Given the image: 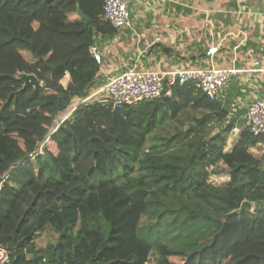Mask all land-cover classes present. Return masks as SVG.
Segmentation results:
<instances>
[{"label": "trees", "instance_id": "16d2710c", "mask_svg": "<svg viewBox=\"0 0 264 264\" xmlns=\"http://www.w3.org/2000/svg\"><path fill=\"white\" fill-rule=\"evenodd\" d=\"M102 4L0 0V244L8 264H264V169L250 151L262 137L244 126L225 152L235 121L192 82L122 109L81 102L48 136L57 114L96 87L100 63L88 48L117 30ZM18 73L41 85L23 88ZM188 110L200 115L187 129L153 134ZM219 162L229 181L214 185L208 178ZM243 200L252 209L233 212ZM49 224L58 237L40 248L34 236Z\"/></svg>", "mask_w": 264, "mask_h": 264}, {"label": "crops", "instance_id": "0c3cea01", "mask_svg": "<svg viewBox=\"0 0 264 264\" xmlns=\"http://www.w3.org/2000/svg\"><path fill=\"white\" fill-rule=\"evenodd\" d=\"M128 13V26L95 38L101 54L96 91L133 67L233 69L217 96L227 119L236 124L224 144V151H231L245 126L248 105L264 94V0H149L131 2ZM211 47L212 58L206 55ZM250 151L264 169L262 142ZM222 166L219 162L215 168Z\"/></svg>", "mask_w": 264, "mask_h": 264}, {"label": "built area", "instance_id": "2783aa9c", "mask_svg": "<svg viewBox=\"0 0 264 264\" xmlns=\"http://www.w3.org/2000/svg\"><path fill=\"white\" fill-rule=\"evenodd\" d=\"M146 1L149 0H103L104 21L117 30L126 27L129 25L128 5L131 2ZM88 50L92 57L100 63L101 54L97 44L92 43ZM214 50L211 47L206 51V55L212 58ZM233 73V69L215 68L213 66H200L192 69L173 68L169 71L133 67L108 79L101 90H93L86 98L77 99L73 102L88 101L92 96L104 91V104L112 110L122 109L142 101L171 97L173 94L172 87L175 83L185 84L188 82L198 86L209 100H215L220 91L228 85ZM75 107L71 104L65 111L57 114L49 129L48 136L58 128ZM244 123L253 135L262 137L261 142L264 148V94L250 102L244 113ZM9 261L8 248L0 244V264H8Z\"/></svg>", "mask_w": 264, "mask_h": 264}, {"label": "rangeland", "instance_id": "374dc122", "mask_svg": "<svg viewBox=\"0 0 264 264\" xmlns=\"http://www.w3.org/2000/svg\"><path fill=\"white\" fill-rule=\"evenodd\" d=\"M90 90H91L90 93H92V91L96 90V89H95V87H92ZM104 98H105V92L102 91V92H99L98 94L92 96L89 99V102L98 101L99 103H105ZM79 103H81V102H79V101H77L76 103L72 102V105L76 106ZM182 113L183 114L179 115V118L182 120V122L178 123L176 120L167 117L162 121L160 126L157 128L156 131L153 132V134L155 136H158V135L160 136V135H165L167 133H172L178 128L181 129L182 127H184L185 129H187L188 124H190L192 121L191 115H193V116H199L200 115L198 111H191L190 112V110L184 111ZM184 113H186V114H184ZM222 167L223 168H221V169L217 168V170H215V169L211 170V168L209 169V171L211 170L210 174H209V178H208L209 182H211L214 185H222V184H225L226 182L229 181V174L227 173V168L224 166H222ZM77 226H78V224H77ZM77 226H76V228H77ZM58 233H59V231L54 226L49 224L45 227V229L41 233H38L34 236V241L36 242L38 247L42 248L49 243H54L58 237Z\"/></svg>", "mask_w": 264, "mask_h": 264}, {"label": "water", "instance_id": "95a60500", "mask_svg": "<svg viewBox=\"0 0 264 264\" xmlns=\"http://www.w3.org/2000/svg\"><path fill=\"white\" fill-rule=\"evenodd\" d=\"M76 12L82 19H84L85 21L88 20V17L84 15V13L81 11V9L78 6L76 7ZM16 78L22 80L23 88L30 87V86L38 87L41 85V81H39L33 74L18 73L16 75ZM216 132H217V128L213 130L212 135L215 134ZM250 209H252V203L248 200H243L240 203V206L237 209H235L233 212L238 213L243 210H250Z\"/></svg>", "mask_w": 264, "mask_h": 264}]
</instances>
